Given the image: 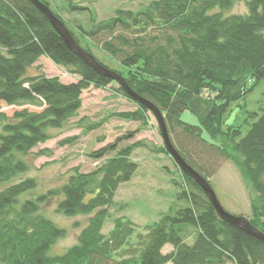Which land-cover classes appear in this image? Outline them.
<instances>
[{"label": "trees", "instance_id": "1", "mask_svg": "<svg viewBox=\"0 0 264 264\" xmlns=\"http://www.w3.org/2000/svg\"><path fill=\"white\" fill-rule=\"evenodd\" d=\"M41 1L80 47L97 59L92 44L119 64L121 69L115 70L127 85L163 114L180 156L209 183L215 162L203 163L192 141L205 156L222 157L239 167L255 194L246 218L264 232V0H153L139 11L116 9L104 21L96 20L91 6L78 2L92 0H68L67 13L86 19L74 27L48 0ZM240 1L246 12L230 13ZM41 56L77 80L27 75ZM112 81L70 51L30 0H0V108L1 103L40 108L14 110L10 117L0 111V264H264V242L222 220L195 180L181 170L176 200L156 222L143 226L142 232L130 219L114 216L111 229L103 232L117 188L137 168L132 151L147 147L142 140L118 149L92 171L75 168L58 187L33 192L38 182L28 174L29 157L44 152L32 149L52 137L51 129L77 115L83 90L104 89ZM257 87V107L244 104L248 129L243 133L240 124L227 125L232 104L245 101ZM116 92L136 108L114 115L146 127L149 110L121 86ZM185 111L197 123L182 120ZM101 124L88 122L83 131ZM218 137L219 144L213 141ZM116 149L115 143L106 144L89 156L103 157ZM159 151L171 158L164 146ZM50 199H57L59 213L88 215L76 242L61 253L49 252L65 229L40 210ZM165 244L172 248L162 252Z\"/></svg>", "mask_w": 264, "mask_h": 264}, {"label": "rangeland", "instance_id": "2", "mask_svg": "<svg viewBox=\"0 0 264 264\" xmlns=\"http://www.w3.org/2000/svg\"><path fill=\"white\" fill-rule=\"evenodd\" d=\"M48 1L50 7L59 13L72 27H74L75 22L86 23L83 14L67 13L65 7L68 0ZM151 1L153 0H92L89 3L85 1L78 2L81 5L91 6L96 14V20L104 21L113 17L116 9L139 11ZM229 12L243 14L246 12V6L242 1L237 2ZM91 49L97 59L107 65L108 68L121 69L119 64L104 55L92 44ZM38 73L48 77L57 76L65 83L77 80L75 75L68 72L64 67L53 64L45 56H41L27 69V75ZM117 87L118 84L112 81L104 89L89 87L83 90L81 107L77 115L70 118L63 127L51 129L49 133L52 137L32 149L33 153L43 151L44 154L35 158L29 157L31 168L28 174L37 178L38 185L33 192L44 191L63 184L75 168L85 173L92 171L103 164L107 157L114 155L118 149L140 140L146 142L147 147H136L132 151L130 158L136 162L137 168L131 178L117 188L113 204L108 208L110 215L105 220L103 227V232L107 233L112 227V217L123 215L136 224L137 231L143 232V226L156 222L161 213L167 211L168 207L176 200V192L183 182L180 169L174 161L159 151V148L163 146V142L156 118L150 111L147 113V126L141 129L140 122L122 120L114 115L118 112L133 111L136 108L134 102L116 92ZM260 97L261 87H257L246 97V102L239 100L233 103L226 124H240L244 133L248 129V125L244 120L247 116L244 104L247 103L246 107L248 109L256 108ZM25 107L30 110L40 109L38 106L28 104L12 106L1 103L0 111L10 117L14 110ZM181 118L192 124L197 123L196 116L187 111L182 113ZM88 122H101L102 124L98 128L84 132L83 128ZM170 136L175 137L173 134H170ZM213 141L219 144L222 138L218 137ZM192 142L191 148L196 150V156L201 157L203 163L208 165L215 162L216 169L210 177V185L221 206L230 214L241 215L245 218L250 216V201L255 197V194L241 174L239 167L222 157L218 158L208 154V156H205V150L194 141ZM114 143L117 149L111 153L99 158L89 156L91 152L102 148L106 144ZM56 201L57 199H50L40 209L46 217L65 229V235L57 239L49 253H61L74 244L88 219V215L67 216L57 212ZM186 241L191 243L193 237H187ZM171 248L170 244H165L162 252H167ZM165 264L172 263L167 262Z\"/></svg>", "mask_w": 264, "mask_h": 264}, {"label": "water", "instance_id": "3", "mask_svg": "<svg viewBox=\"0 0 264 264\" xmlns=\"http://www.w3.org/2000/svg\"><path fill=\"white\" fill-rule=\"evenodd\" d=\"M34 6H36L49 20L52 27L59 33L62 37L67 48L72 51L75 55H77L84 63L90 66L97 73L102 74L115 81L119 86L123 88L126 94L134 101L145 106L156 118L158 129L162 138L163 146L171 158L174 160L178 168L191 178L195 180V182L199 185L202 191L205 193L214 209L216 210L219 217L227 222L228 224L238 227L244 232L260 239L264 242V232L254 227L245 217L237 216L230 214L227 212L219 203L217 196L212 189L210 183L207 179L201 176L194 168H192L177 152L174 148L170 136L167 130V126L164 120L163 114L158 110V108L153 105L148 100L136 94L125 82L123 76L113 70L108 68L107 66L100 63L90 52L86 51L82 47H80L76 41L73 39L70 34L68 28L65 26L63 21L58 18L53 11L41 0H30Z\"/></svg>", "mask_w": 264, "mask_h": 264}]
</instances>
